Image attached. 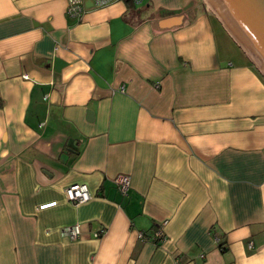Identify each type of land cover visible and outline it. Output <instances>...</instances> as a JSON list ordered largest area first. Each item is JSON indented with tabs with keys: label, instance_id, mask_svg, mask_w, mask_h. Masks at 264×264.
<instances>
[{
	"label": "crops",
	"instance_id": "1",
	"mask_svg": "<svg viewBox=\"0 0 264 264\" xmlns=\"http://www.w3.org/2000/svg\"><path fill=\"white\" fill-rule=\"evenodd\" d=\"M87 2L0 0V264H264V75L203 0Z\"/></svg>",
	"mask_w": 264,
	"mask_h": 264
},
{
	"label": "water",
	"instance_id": "2",
	"mask_svg": "<svg viewBox=\"0 0 264 264\" xmlns=\"http://www.w3.org/2000/svg\"><path fill=\"white\" fill-rule=\"evenodd\" d=\"M203 1L235 45L264 75V0Z\"/></svg>",
	"mask_w": 264,
	"mask_h": 264
},
{
	"label": "built area",
	"instance_id": "3",
	"mask_svg": "<svg viewBox=\"0 0 264 264\" xmlns=\"http://www.w3.org/2000/svg\"><path fill=\"white\" fill-rule=\"evenodd\" d=\"M115 1L118 0H90L92 7L94 6L103 7L106 6V4ZM127 1H131L133 3H139L142 0H127ZM85 2L86 0H67L66 14L70 17L72 16L77 19H81L83 13L89 9V6H87ZM114 182L116 183L117 188L120 190L122 194H126V192L131 186V181L127 174L118 175L114 179ZM64 195L66 196V199H68L71 203L75 205H79L80 203L87 202L91 200L93 196L89 191L87 184L81 182L67 186V188H65L64 190ZM164 223L165 221L157 225L154 233V237L161 241H163L165 238V232L162 228ZM60 232L62 236L67 240H76L79 238L81 233L79 229V225H69L68 227L62 228ZM177 264H180V262L177 261Z\"/></svg>",
	"mask_w": 264,
	"mask_h": 264
},
{
	"label": "trees",
	"instance_id": "4",
	"mask_svg": "<svg viewBox=\"0 0 264 264\" xmlns=\"http://www.w3.org/2000/svg\"><path fill=\"white\" fill-rule=\"evenodd\" d=\"M220 247H221V249H223V248H222V245H220Z\"/></svg>",
	"mask_w": 264,
	"mask_h": 264
}]
</instances>
